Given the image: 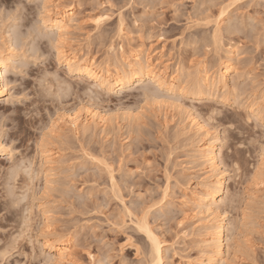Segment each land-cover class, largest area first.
<instances>
[{
    "label": "rangeland",
    "instance_id": "374dc122",
    "mask_svg": "<svg viewBox=\"0 0 264 264\" xmlns=\"http://www.w3.org/2000/svg\"><path fill=\"white\" fill-rule=\"evenodd\" d=\"M100 16L109 18L92 23ZM59 22L66 29L60 38L52 27ZM0 41L11 60L2 73L7 101L0 102V146L10 149L0 150V251L15 247L0 264L56 261L43 245L49 238L66 243L62 264H93L89 255L95 264H145L139 216L125 211L133 202L155 205L151 224L164 264H201L208 242L200 197L216 179L221 264H264V128L257 126L264 114V0H0ZM232 49L225 86L204 84L207 70L222 73ZM139 52L151 56L155 72L165 69L166 87L142 80L108 91L67 66L76 56L100 76ZM46 74H54L48 90L63 85L67 94L46 95L39 82ZM87 113L106 123L74 131L69 116L83 122ZM212 141L218 159L209 171L201 149ZM29 164L38 173L33 183L23 172L11 177ZM10 181L13 198L27 194L15 207Z\"/></svg>",
    "mask_w": 264,
    "mask_h": 264
},
{
    "label": "bare ground",
    "instance_id": "6f19581e",
    "mask_svg": "<svg viewBox=\"0 0 264 264\" xmlns=\"http://www.w3.org/2000/svg\"><path fill=\"white\" fill-rule=\"evenodd\" d=\"M43 2L49 3V2H52V0H43ZM55 10H58V9L55 8ZM52 27L56 30V34H57L58 38L62 37L63 34H65L66 29H65L64 25L61 24V22L56 23L55 25H52ZM233 52L234 51L232 49L228 53L229 54L228 59L225 62L221 63L220 68L222 69V73L217 74L216 77L213 76V74L210 70H207L206 73H204V77L202 78L203 81H205V83L203 82L204 84H206V85L209 84L212 86L215 83V86H216V84H221V85L225 86L226 79L229 77L231 71L233 70V62L232 61L234 60V57H235ZM139 54H142V53L139 52L138 53L139 57L138 56L133 57L132 58L133 62L130 61L131 63H127V64L124 63V66L121 69L117 68V70H115L114 73H109L108 71L105 70V73H104L105 75H100V76L96 75L92 71L93 70L92 64H94V63L86 64L84 62V60L76 59V56H73L72 58H70L67 61V66L70 68L75 67V69H76L75 71L77 74L83 75L84 77H86L88 79L94 80L95 83H97V86H99L100 88H105L108 91L114 90L116 88H123L126 84H128L130 82H138V81H142V80H150V81L154 82L159 88L166 87V86H164V82H165V81H163L164 77L160 76V75H162V73L165 69L161 70L160 73L155 72V70H154L155 67H153V64L151 61V56H149L148 54H143L142 57L140 58ZM10 61L11 60H10L9 56H7L5 53L4 54L2 52L0 53V102H6L7 97H8V92H7V94H4V88L8 86V83H7V81H5V79H3L2 73L7 72L8 63ZM9 65H10V63H9ZM96 68H97L96 70L100 71L101 70L100 68H102V67H100V65H97ZM171 81H174V79L172 77L170 78V82ZM168 85L172 86V83L171 84L169 83ZM199 86L201 87V85H199ZM196 89H198V88H196ZM68 122H70V124L73 125V127L75 129L74 131H76L77 127L81 123H84V125L86 126L85 128H88V126L91 123H94L97 126L98 125H104V123H106L104 120V117H102L100 114H96V113H87L83 122H81V121L79 122L78 116L73 114V115L69 116ZM192 124L195 126V128L197 130H199L197 124H195V123H192ZM213 148H214V146H213V141H212V142H209V144L204 145L203 149H201V151H202L201 152L202 153L201 158H203L204 163L206 164L209 171H214L216 169V165H217V159H218L217 153L215 151H213ZM211 178H212V176H211ZM215 181L216 182L214 183V185L212 184L213 186H207V185L205 186L204 185L205 186V188L203 187L204 192H202L203 195L200 197V200L201 201L203 200L202 208L204 209V213L206 215V218H205L206 220L203 223V227L206 228L205 235H207L206 236L207 238L205 241L208 242V243L205 242L206 244H208L207 245L208 251L206 252V257L204 258L205 259L204 262H202L201 264H219V263L221 264L223 261L222 260L223 254H222V250H221V247H222L221 234H222L223 226H222L220 217L217 213L218 207L216 206L218 196H219V194H221L220 192H221L222 187H221L220 180L216 179ZM207 184H210V183H207ZM11 203H12V201H11ZM13 206H14V203H13ZM2 211H4V210H2ZM10 212H12V211H10ZM45 215H47V213ZM208 217H210V220H208ZM45 219L47 222L49 220V216L48 215L45 216ZM44 230L48 234L50 231V234H51V230H49V227L46 226L45 228H43V231ZM154 235H155V233H154ZM144 239H146V241H147L146 237ZM11 242H13V240ZM13 243L16 246V242L14 241ZM65 244L66 243L55 244V243H53L52 240H50V238H49V240L46 239L43 242V245L45 248L49 247V250L54 251L56 261L59 263L61 261V257H60L61 252L65 253V256L63 257L62 262H64L65 259L67 258V256H69L68 255V248ZM11 245H13V244H11ZM3 247H5V246H3ZM3 247H2V249H3V251H5ZM13 247H14V245H13ZM148 247H149L148 253H147L148 259L146 260L145 264H153V255H152V251H151V246L148 244ZM7 248L8 247H6L5 249H7ZM160 258L163 260V253H162V256Z\"/></svg>",
    "mask_w": 264,
    "mask_h": 264
},
{
    "label": "snow or ice",
    "instance_id": "6c2138e0",
    "mask_svg": "<svg viewBox=\"0 0 264 264\" xmlns=\"http://www.w3.org/2000/svg\"><path fill=\"white\" fill-rule=\"evenodd\" d=\"M112 7H115L114 5H111ZM175 7V5H173ZM224 7L221 6L220 10V17L224 16ZM120 11L123 12V8H120ZM109 17L107 16H100L98 19L93 20L92 23L99 25L102 21L107 20ZM121 23H123V16H121ZM201 23V22H198ZM202 23L204 24H211V20L203 21ZM30 31H32L30 29ZM213 39H217V37H213ZM71 70V69H69ZM48 75H54V74H46L44 78L40 79V85L41 88L45 90L46 95H55L57 98H60L64 95L67 94V90L65 86H61L55 93H52L50 90L47 89V77ZM8 88H4V94H7ZM257 126L259 128H264V114H262L258 119H257ZM231 127V125H229ZM50 130V129H49ZM43 141H41L42 143ZM245 145L241 144L239 147L243 148ZM0 150L2 151H9L10 149L8 148H3L0 146ZM85 156L88 157L89 160L95 161L97 164H101L103 167H107L106 164H104L101 160H98L94 155H89L87 152L84 153ZM260 159L264 161V144L261 145V152H260ZM139 169H137V172ZM109 174H111V170L109 169ZM113 184L115 185V180H113ZM165 195H167V192L165 191ZM143 199V198H142ZM122 203H125L124 201H121ZM155 205H137L136 203H126L125 211L127 212V216L130 217L132 216L133 211H137V214L139 216V223H137L136 227L139 230L140 233H142L146 238H147V243L151 246V251L153 255V264H164L163 260L160 258L162 256V246L157 238L156 235H154V228L152 227L151 224V214L153 212V208ZM142 213V214H141ZM22 235H24L22 233ZM18 239V238H14ZM123 247V245H122ZM14 251L13 246L10 244L5 251L0 252V258L8 257L12 252ZM141 248L140 246H136V254L137 256L140 255ZM65 256L64 252L60 253L61 261L60 264H62L63 257ZM89 259L93 261V264H95V258L89 255ZM47 264H57L55 260L47 262ZM101 264H105V262L101 261ZM135 264V262H133Z\"/></svg>",
    "mask_w": 264,
    "mask_h": 264
},
{
    "label": "clouds",
    "instance_id": "9594fccd",
    "mask_svg": "<svg viewBox=\"0 0 264 264\" xmlns=\"http://www.w3.org/2000/svg\"><path fill=\"white\" fill-rule=\"evenodd\" d=\"M0 44H2V41H0ZM4 119L5 118H0V137H2L6 132V129L4 127ZM21 172H23V174L27 176L29 183H33L38 178V173L36 172L34 166H31L30 164L26 169L11 170L12 173L11 177H15L17 174ZM25 192L27 193V190H25ZM13 193H14V186L10 181L7 197L14 202V206H18L19 204H22L26 201L27 194L20 195L18 198H13Z\"/></svg>",
    "mask_w": 264,
    "mask_h": 264
}]
</instances>
